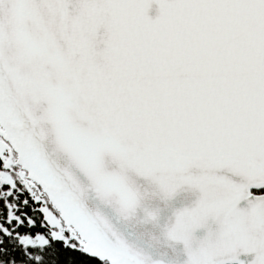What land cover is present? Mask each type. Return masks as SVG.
Listing matches in <instances>:
<instances>
[{"label": "snow or ice", "instance_id": "6c2138e0", "mask_svg": "<svg viewBox=\"0 0 264 264\" xmlns=\"http://www.w3.org/2000/svg\"><path fill=\"white\" fill-rule=\"evenodd\" d=\"M176 245L264 264V0H0V264Z\"/></svg>", "mask_w": 264, "mask_h": 264}, {"label": "water", "instance_id": "95a60500", "mask_svg": "<svg viewBox=\"0 0 264 264\" xmlns=\"http://www.w3.org/2000/svg\"><path fill=\"white\" fill-rule=\"evenodd\" d=\"M149 15H154V12H150ZM194 199V198H192ZM187 203H189L188 200L184 199V194H180L177 198L176 201L174 202V207L179 208L182 205L186 206ZM176 249H177V256L175 257V259L180 262V264H182V261L184 259H186V257L183 255L182 252V245H176ZM150 255L152 256L153 260H162L163 264H169V261L173 259V257L171 256V254H169L168 256H162L160 255L161 252L164 251V249H148ZM252 255L249 254L248 256H244L241 255L238 257V259L247 262V264H250V261L252 260Z\"/></svg>", "mask_w": 264, "mask_h": 264}]
</instances>
